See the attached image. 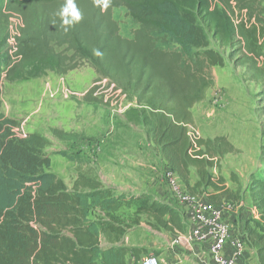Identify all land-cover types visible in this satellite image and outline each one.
Listing matches in <instances>:
<instances>
[{
	"label": "trees",
	"instance_id": "16d2710c",
	"mask_svg": "<svg viewBox=\"0 0 264 264\" xmlns=\"http://www.w3.org/2000/svg\"><path fill=\"white\" fill-rule=\"evenodd\" d=\"M260 1L110 0L104 9L103 0H75L83 18L66 26L57 14L66 0H0V264H128L131 256L137 264L143 250L125 238L142 216L157 231L185 227L177 206L148 193L116 194L99 178L84 175L69 188L51 171L52 158L44 151L50 141L35 132L19 136L18 122L3 113L5 80L67 74L81 61L90 62L99 75L138 93L139 106L126 111V120L146 128L190 193L210 188L206 195L218 205L242 200L240 188L211 173L233 144L224 136L192 138L189 129L195 124L192 108L214 84L212 68L226 64L213 41L231 49L246 67L247 81L261 80L264 86L259 28L235 20L237 10H247L252 19ZM119 7L139 26L133 38L120 33L114 17ZM261 97L264 103V90ZM261 109L264 135V104ZM261 162L262 171L250 176L255 215L243 235L264 264V144ZM133 205L132 220L122 219L120 211ZM94 209L98 219L91 217Z\"/></svg>",
	"mask_w": 264,
	"mask_h": 264
},
{
	"label": "rangeland",
	"instance_id": "374dc122",
	"mask_svg": "<svg viewBox=\"0 0 264 264\" xmlns=\"http://www.w3.org/2000/svg\"><path fill=\"white\" fill-rule=\"evenodd\" d=\"M256 6L257 12L252 19L247 10H237L235 20L239 24L244 19L247 27L258 26L259 44L264 51V0ZM114 17L121 35L133 38L139 26L127 10L116 8ZM213 46L224 55L226 64L212 68L214 84L205 99L192 108L195 124L190 126L189 133L192 138L199 136L213 140L224 136L233 142L234 150L220 157L218 166L212 168L211 173L227 176L232 189L244 191L250 183L251 173L263 169L261 108L264 103L261 93L264 86L261 80L245 79L246 67L230 55V48L221 47L214 41ZM137 106V92L125 89L110 77L99 75L88 61H81L67 74L48 71L27 80H5L2 94V111L18 122L15 132L19 136L35 132L50 141L44 151L52 158L51 171L69 188L84 175L99 178L106 186L115 188L116 194L148 193L158 200L168 199L171 205L177 206V198L167 181L170 168L158 146L147 135L144 126L125 118L126 111ZM62 152L81 160L71 161ZM192 172V182H195L198 178L196 169ZM211 190L205 188L200 195L207 196ZM234 204L231 202L229 209H235ZM135 208V205L123 208L119 213L121 218L131 221ZM91 217L98 219L100 211L92 210ZM142 218L143 222L133 225L125 238L127 245L143 250L137 264H142L146 255H158L170 243L173 246L176 234L154 230L144 221L145 216ZM255 225L261 227L258 222ZM162 263L166 264V261Z\"/></svg>",
	"mask_w": 264,
	"mask_h": 264
},
{
	"label": "built area",
	"instance_id": "2783aa9c",
	"mask_svg": "<svg viewBox=\"0 0 264 264\" xmlns=\"http://www.w3.org/2000/svg\"><path fill=\"white\" fill-rule=\"evenodd\" d=\"M65 95H68L66 91ZM167 181L185 223L184 230L174 235L176 244L184 241L192 245L194 255L199 259L206 256L210 264H240L239 261L252 248L244 235L236 233V225L227 220L226 205H218L207 196L190 193L172 168ZM142 264L162 262L157 255L148 254L142 259Z\"/></svg>",
	"mask_w": 264,
	"mask_h": 264
},
{
	"label": "crops",
	"instance_id": "0c3cea01",
	"mask_svg": "<svg viewBox=\"0 0 264 264\" xmlns=\"http://www.w3.org/2000/svg\"><path fill=\"white\" fill-rule=\"evenodd\" d=\"M230 142L233 143L231 140ZM168 167L171 168L170 166ZM224 177L227 179L228 187L231 188L229 178L227 176H224ZM242 195H243L242 200L238 202H234L235 203L234 206L236 205L235 209H229V207L231 206V202L229 204L227 203L222 204V205H226L227 220L230 223L236 225V228L235 226L233 227L235 228L236 233L240 235L244 234L246 222L255 215L248 186L244 188ZM162 199H163V202L171 204L168 199H165V198H162ZM172 244L173 246H171V243H170L169 247L167 246L166 249L162 253H159L157 255L160 258V260L162 259V261L164 262L166 261V264H210L206 256H203L201 259H199L196 255H194L193 251L195 248L192 245L187 244L184 241H181L180 244H176L175 239H173ZM134 262H135L134 257L132 256L129 257L128 264H133ZM239 263L240 264H259L256 251L253 249L248 250L246 254L244 255V257L239 261Z\"/></svg>",
	"mask_w": 264,
	"mask_h": 264
},
{
	"label": "clouds",
	"instance_id": "9594fccd",
	"mask_svg": "<svg viewBox=\"0 0 264 264\" xmlns=\"http://www.w3.org/2000/svg\"><path fill=\"white\" fill-rule=\"evenodd\" d=\"M97 3H100L101 0H96ZM110 0H103V8L106 9L108 7ZM63 22V25L71 26L77 22H79L83 16L82 12L78 9L75 0H66L65 4L57 13ZM68 28H65L67 31ZM99 55V53H97Z\"/></svg>",
	"mask_w": 264,
	"mask_h": 264
}]
</instances>
